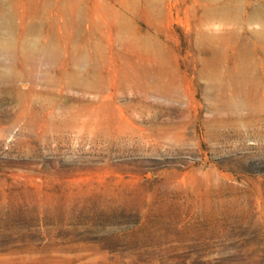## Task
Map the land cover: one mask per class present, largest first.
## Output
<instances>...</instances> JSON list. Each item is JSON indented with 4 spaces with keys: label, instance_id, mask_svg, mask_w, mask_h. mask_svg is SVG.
I'll return each instance as SVG.
<instances>
[{
    "label": "rangeland",
    "instance_id": "1",
    "mask_svg": "<svg viewBox=\"0 0 264 264\" xmlns=\"http://www.w3.org/2000/svg\"><path fill=\"white\" fill-rule=\"evenodd\" d=\"M147 1L0 0V264H264V0Z\"/></svg>",
    "mask_w": 264,
    "mask_h": 264
},
{
    "label": "bare ground",
    "instance_id": "2",
    "mask_svg": "<svg viewBox=\"0 0 264 264\" xmlns=\"http://www.w3.org/2000/svg\"><path fill=\"white\" fill-rule=\"evenodd\" d=\"M151 3H152V0L147 1V4L150 5ZM223 10H224V8L223 9L218 8V3H215V4L208 3L204 7L202 22L207 24V25L210 23H214V22H218V23H222V22L224 23L226 21H227V23L230 22L229 10L227 9V15L225 12H223ZM253 19H254V21H257L259 26H260V31L256 32L255 34L259 38L260 37L264 38V9H262L260 7L256 8L254 10V18ZM244 21H245V23L253 22V20L249 19V18H245ZM235 34L237 36H239L238 33H235ZM205 36L209 39L211 38L208 33H205ZM26 49H29L31 54H43V53L53 54L54 53L52 48L40 47L36 43H27L25 45H22L21 51H25ZM19 50L20 49L16 47V43H14L12 41L0 40V54L9 53V52H16ZM206 62H207V66L204 65L205 68H203L201 75L202 76L204 75L205 69L211 70L212 72L210 74H208L206 77H207V83L213 87L225 88V87H227V85H229V86H234V87H237L240 89V88H242V87H244L250 83V80L248 78V74H249L251 68H253V65H252V63H249L246 58H240L239 61L235 62L233 66L229 67V65H228V67H226V68H224V67H222V68L212 67L209 65V61H206ZM69 85L71 87L83 88L84 90H87V91H93L97 87V81L94 79L90 82H84L81 80V77H72V78H70ZM226 107H227V105H226ZM208 131H210V130H208Z\"/></svg>",
    "mask_w": 264,
    "mask_h": 264
}]
</instances>
